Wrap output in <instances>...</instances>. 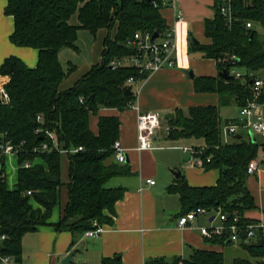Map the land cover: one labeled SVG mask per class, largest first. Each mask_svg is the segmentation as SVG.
<instances>
[{
	"label": "trees",
	"instance_id": "obj_1",
	"mask_svg": "<svg viewBox=\"0 0 264 264\" xmlns=\"http://www.w3.org/2000/svg\"><path fill=\"white\" fill-rule=\"evenodd\" d=\"M5 14L14 18L11 43L16 47L38 50V64L32 69L16 56L6 58L0 67V77L8 78L5 86L10 100L5 103L0 95V136L11 140L20 149L17 156L19 171L15 189H9L5 169V157L0 155V236L7 239L0 246V253L14 257L21 264L22 240L29 233H36L44 226L56 232L85 234L100 226L112 225L116 215L115 206L125 197L123 187L111 188L109 183L116 177H131L132 169L126 163L114 161L113 146L120 138L121 120L117 116H100L98 133L90 128V117L97 116L103 108L123 112L136 102L135 94L125 96L130 85L128 80L143 81L134 67L112 69L114 60L134 54L127 44L137 32L162 34L169 26L163 16L161 0H7ZM154 3L158 7H154ZM220 1L215 0V16L206 20L205 36L210 44L191 42L190 51L201 53L217 63V70L231 68L243 70L245 80H225L218 76L194 79L198 94L211 93L219 96L220 105L191 107L185 115L175 112L168 119V140H204L206 151L201 159L204 169L218 170L219 180L215 186L191 187L183 178L167 189L169 194L179 195L183 212L187 214L198 208L222 211L232 223L239 217L243 241L240 247L253 259L264 258L263 230H256L255 240L246 243V229L258 221L245 214L258 208L247 183L251 176L247 169L264 144L251 140L233 138L224 144L221 127L225 123L220 114L222 106L236 104L245 106L253 101L252 81L264 72V37L246 23L264 27V0H239L234 4L235 18L227 25L219 10ZM78 15V26L70 21ZM106 29L102 61L93 66L81 80L67 91L61 84L76 70L68 63L65 70L59 60L62 50L70 48L80 53L77 45L82 30L97 33ZM116 31L113 35V31ZM234 58V60H231ZM253 76L250 77L249 74ZM260 79V78H259ZM264 82V81H263ZM264 102V87L259 99ZM42 131L37 134L36 132ZM46 132L53 134L59 148L69 151L68 202L56 224L50 223L53 212L60 204V194L65 187L62 181V153L56 150ZM47 143L51 151L34 152L39 145ZM81 149V150H79ZM210 157V161L207 159ZM25 161L33 165L22 168ZM38 161V162H37ZM31 192V194H28ZM229 231L222 237L209 241L226 247ZM103 264H117L104 261ZM147 264H229L224 252L194 249L188 259L151 260ZM231 264L253 263L249 258H236Z\"/></svg>",
	"mask_w": 264,
	"mask_h": 264
},
{
	"label": "crops",
	"instance_id": "obj_2",
	"mask_svg": "<svg viewBox=\"0 0 264 264\" xmlns=\"http://www.w3.org/2000/svg\"><path fill=\"white\" fill-rule=\"evenodd\" d=\"M7 3V0H0V67L6 58L16 56L28 67L34 69L38 64V50L19 48L10 41V36L14 33V18L5 14ZM214 5L215 0H176L177 8L184 14L183 20L176 24L177 66L173 69L158 71L143 82L135 84L132 88L136 97L134 107H129L123 112L103 108L97 116L90 117V128L94 134L98 133L100 116H117L121 120L119 141L126 151V164L133 172L131 177H116L109 183L111 188L123 187L127 190L125 197L115 206L116 215L113 217V224L104 225L105 231L97 238H87L84 234L73 235L65 231L56 232L54 228L44 226L38 232L29 233L23 238L21 264H62L65 257L73 252L72 264H103L104 261H114L117 264H147L157 259L167 261L188 259L194 249L225 252L228 246L235 245L228 244L222 247L202 237L199 228L209 227L211 224L209 219L203 216L197 217L190 227H179L178 219L183 212L180 196L167 192V189L181 178L185 179L191 187L217 184L220 178L219 171L215 169L206 171L197 163V160L196 163H188L192 156L184 150L191 145L205 148L204 140L194 138L168 140L162 129L154 141L153 149L142 152L137 149V117L140 112H157L164 118L169 114L175 116L177 110L187 115L191 107L220 105L217 94H198L194 87L195 78L219 76L216 61L206 58L201 53L190 51L191 35L201 45L211 43L205 36L204 23L208 19H214ZM162 12L168 26H172L175 23L174 12L169 8H165ZM70 23L78 26V15L72 17ZM115 32L114 30L113 35ZM108 35V31L102 29L95 38L92 36V46L87 56L79 63L69 58L76 53L74 50L66 48L60 52V61L62 55H65V63L61 61L65 70L69 62L76 65V70L61 84V91H67L74 86L93 66L102 61L103 43ZM79 49L80 53H84L80 46ZM189 71L194 73L193 78H188ZM7 80V78L0 79V82ZM228 106H222L221 109ZM236 119L239 118H226L223 121ZM167 123L168 121L164 118L163 126ZM14 157L18 163L17 155L5 157L4 162L7 184L9 181L15 185L9 187L8 184L9 189H15L17 185L19 167H16ZM114 161L116 162L115 159ZM177 172H180V176L176 178ZM258 173L259 169L248 182L256 177L258 184L256 191L262 193ZM148 180H154L155 185L149 184ZM62 181L66 185L60 194V204L54 210L50 220L52 224H56L62 217V211L69 198L67 189L69 178L65 176V172L63 173V167ZM245 217L258 221L257 225L264 226V209L260 206L254 212H247ZM262 230L264 234V228ZM260 260L251 261L255 263Z\"/></svg>",
	"mask_w": 264,
	"mask_h": 264
},
{
	"label": "built area",
	"instance_id": "obj_3",
	"mask_svg": "<svg viewBox=\"0 0 264 264\" xmlns=\"http://www.w3.org/2000/svg\"><path fill=\"white\" fill-rule=\"evenodd\" d=\"M163 6L169 8L174 12L175 23L172 26L164 31L162 34L158 33L157 37L154 38V34L151 32H137L133 35L132 38L127 40L128 46L134 49V54L122 58L121 60H114L110 64L112 69H118L122 67H134L141 75H145L146 80L149 76L158 73V71L173 69L177 66V52H178V42H177V27L176 24L178 21L183 20L184 14L176 6V0H161ZM219 10L222 16L225 18L227 25H230L235 18L234 15V4L239 0H219ZM154 7H158L157 3H154ZM247 29L254 27L251 22L246 23ZM231 60H234L232 58ZM230 75L235 76L237 79L245 80L246 74L240 70L231 68ZM250 77L253 76L252 73L249 74ZM0 79H6L0 77ZM8 79V78H7ZM9 79L6 82H0V95L5 103H7L10 98L9 94L6 93L5 86L7 85ZM139 82L135 78H130L128 84L132 89L135 84ZM253 86V101H250L245 106L239 107V116L240 119L236 120H227L221 127L222 137L224 144H229L233 138H236V135L240 134L243 138L242 131H246L254 137L262 136L264 137V102L260 101L262 95V90L264 87V82L262 79L255 78L252 82ZM135 106V103L132 107ZM138 125H137V134H138V146L137 149L142 152L146 150H151L154 147V141L159 134L160 130H164L166 135L170 133V126H163V115L157 112H144L138 114ZM42 130L39 129L36 133L39 134ZM46 135L51 138L53 145L56 150L61 153H69V151L59 148L56 137L46 132ZM52 148L47 143L39 145V147L34 149V152H47L51 151ZM81 150V149H79ZM115 150L114 158L116 162L124 164L127 161L126 151L123 149L121 142L118 140L113 146ZM186 153L190 154L192 157L188 163H197L204 168L205 164L201 159V156L205 153L206 147L202 148H185ZM20 149L14 145V143L9 140L5 141L4 138L0 136V155L7 157L9 155L19 154ZM210 161V157L207 159V162ZM33 165L30 161H25L22 168H30ZM259 169V162L254 159L250 163L247 173L249 176H253ZM151 185H155L154 180L147 181ZM31 194V192H28ZM203 216L209 219V227H200V234L206 239H213L214 237H222L224 233L229 231V241L233 244H240L243 241L242 237V228L239 226V217L234 216L232 223L228 224V216L222 211L207 210L204 208H198L187 214H184L179 217L178 224L181 228L190 227L193 225V222L197 217ZM215 222V223H214ZM94 229L87 231L84 235L88 238H97L104 231L106 226H100L97 222L93 223ZM264 228L263 225H250L246 229V235L244 241L246 243L255 240V233L257 229ZM7 237L5 235L0 236V246ZM0 264H19L14 257L4 256L0 253Z\"/></svg>",
	"mask_w": 264,
	"mask_h": 264
},
{
	"label": "rangeland",
	"instance_id": "obj_4",
	"mask_svg": "<svg viewBox=\"0 0 264 264\" xmlns=\"http://www.w3.org/2000/svg\"><path fill=\"white\" fill-rule=\"evenodd\" d=\"M255 30L259 33V35L261 37H264V27L260 26V25H255L254 26ZM92 35L90 34V32L82 30L81 33L79 34V39L77 42V45L80 46L81 49L84 50V53H74L72 56L73 57H69L71 60H75L74 62L79 63L80 61H82L81 59L84 58L85 56H87V53L90 49V47L92 46ZM68 50V49H67ZM66 52V51H65ZM84 54V55H83ZM61 61L65 63V55H62ZM241 72H243V70H240ZM258 78L262 79L264 81V72H260L258 75ZM221 116L223 119L226 118H241V116H239V108L237 107V105H231L228 107H223L221 109ZM165 126H169V123H167ZM164 126V127H165ZM243 133V138L247 141V140H251V136L249 137V134L246 131H242ZM255 142L259 143V144H264V137L262 136H257L255 137ZM202 148L200 146L197 145H191V146H187V148ZM62 167H63V173L65 172V176H67V178H69V167H68V155L67 153H62ZM202 157V156H201ZM259 162V173L257 174V176L260 177V188L263 191L262 193H259L256 191V187H257V179L255 178H251L250 181L247 183L248 189L249 191H251L252 196H254V201L256 203V206H260L261 208L264 209V152L262 150V148L259 150L258 152V156L256 159ZM14 161L16 164V167L18 168L19 165L17 163L16 157H14ZM8 168H10V166H8ZM13 169V172H15V169ZM16 180V179H15ZM9 187H14L15 185H13L11 182L8 181ZM68 184V183H67ZM261 195V196H260ZM261 201V203H260ZM257 210V209H255ZM254 210V211H255ZM253 211V212H254ZM226 254V261L231 264V262L236 259V258H247L249 257V255L237 244L235 245H231L228 246L225 249ZM250 260L255 261L258 259H253L251 257H249ZM260 261L264 262V258L261 259Z\"/></svg>",
	"mask_w": 264,
	"mask_h": 264
},
{
	"label": "water",
	"instance_id": "obj_5",
	"mask_svg": "<svg viewBox=\"0 0 264 264\" xmlns=\"http://www.w3.org/2000/svg\"><path fill=\"white\" fill-rule=\"evenodd\" d=\"M157 35H158V33H157V34H154V38H156ZM190 40H191L192 42L196 43L197 45L199 44V42L196 41L195 38H194L192 35L190 36ZM187 76H188V78H189V77H190V78H193V77H194V73L191 72V71H189V72L187 73ZM219 76L222 77V78L225 79V80H230V79H232V76L229 74V72H228L227 70H223L222 72H220V73H219ZM132 93H133V89H131L130 87H128V90H127V92L125 93V96H126V97H129ZM164 118H165L166 120H168V119H174V115H173V114L165 115ZM236 138H237L238 140H241V139H242V135L238 134V135H236ZM251 139H252L253 142L256 141V140H255V137H254L253 135L251 136ZM1 167H2V166H1V159H0V168H1ZM179 176H180V172H177V174H175V177L177 178V177H179ZM229 243H230V241H229ZM73 254H74V252L68 254V255L65 257V259L62 261V264H72V263H73V258H72V257H73Z\"/></svg>",
	"mask_w": 264,
	"mask_h": 264
}]
</instances>
